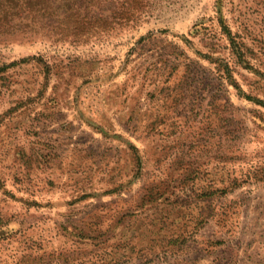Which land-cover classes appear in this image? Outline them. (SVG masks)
Masks as SVG:
<instances>
[{
	"label": "rangeland",
	"instance_id": "rangeland-1",
	"mask_svg": "<svg viewBox=\"0 0 264 264\" xmlns=\"http://www.w3.org/2000/svg\"><path fill=\"white\" fill-rule=\"evenodd\" d=\"M141 11L0 33V264H264V0Z\"/></svg>",
	"mask_w": 264,
	"mask_h": 264
},
{
	"label": "trees",
	"instance_id": "trees-1",
	"mask_svg": "<svg viewBox=\"0 0 264 264\" xmlns=\"http://www.w3.org/2000/svg\"><path fill=\"white\" fill-rule=\"evenodd\" d=\"M146 0H0V33H44L86 43L98 32L136 21ZM171 77V74L168 75ZM136 163L140 157H135Z\"/></svg>",
	"mask_w": 264,
	"mask_h": 264
}]
</instances>
